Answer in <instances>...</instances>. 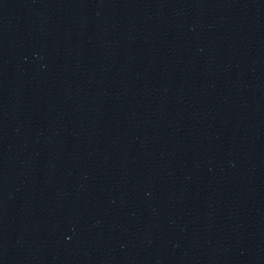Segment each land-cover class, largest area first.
I'll use <instances>...</instances> for the list:
<instances>
[{
    "label": "water",
    "instance_id": "1",
    "mask_svg": "<svg viewBox=\"0 0 264 264\" xmlns=\"http://www.w3.org/2000/svg\"><path fill=\"white\" fill-rule=\"evenodd\" d=\"M0 264H264V0H0Z\"/></svg>",
    "mask_w": 264,
    "mask_h": 264
}]
</instances>
